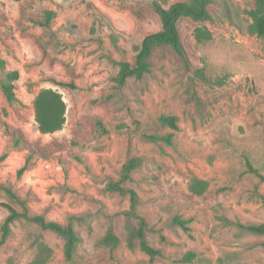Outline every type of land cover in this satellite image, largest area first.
Instances as JSON below:
<instances>
[{
    "label": "rangeland",
    "instance_id": "1",
    "mask_svg": "<svg viewBox=\"0 0 264 264\" xmlns=\"http://www.w3.org/2000/svg\"><path fill=\"white\" fill-rule=\"evenodd\" d=\"M176 1L186 0H0V59L19 72L17 101L0 86V238L10 209L23 212L14 197L80 236L66 259L60 236L17 216L0 264H32L40 243L51 249L42 264H264V234L241 226L264 222V35L250 16L264 1L207 0L208 18L177 21L187 65L154 45L149 70L120 85L119 62L134 63L142 38L161 29L155 5ZM42 88L65 102L52 133L35 121ZM132 158L121 185L137 192L161 255L140 249L129 195L107 188ZM109 228L115 246L100 243Z\"/></svg>",
    "mask_w": 264,
    "mask_h": 264
},
{
    "label": "trees",
    "instance_id": "2",
    "mask_svg": "<svg viewBox=\"0 0 264 264\" xmlns=\"http://www.w3.org/2000/svg\"><path fill=\"white\" fill-rule=\"evenodd\" d=\"M264 1V0H263ZM207 0H186L176 1L171 3L168 8H164L158 4L155 5V9L160 16L161 29L159 31L145 35L137 49L134 63H130L126 60L119 62V70L115 80L123 85L126 82L127 77L135 75L137 77L142 76L150 68L149 55L154 45L168 44L172 50L182 59L184 64H188V58L185 48L180 40L177 21L181 16H188L195 20H203L208 18V11L206 8ZM250 16L252 18L251 28L257 35H264V2L261 3L258 9L251 10ZM209 33L197 30L196 38L201 41L209 38ZM0 70L4 72L3 80L1 81V90L8 102L17 101V97L14 93L13 80L19 77L18 70H6L3 69V59H0ZM35 121L40 133H52L62 128L65 121V102L59 92L52 88H42L35 95L34 101ZM174 116H163L161 120L167 122L171 126H176L174 123ZM153 138H161L169 141V137L156 135ZM136 158L126 161L121 168L120 179L116 182L109 183L107 188L112 191H117L121 194H127L130 198V209L125 211L127 215L136 216L139 220L138 228L134 231L135 237L139 239L140 249L153 257L161 255V250L150 245L144 235L146 227V221L144 217L137 215L135 207L139 202V196L137 192L132 189L121 185V182L128 179L130 171L136 167ZM23 168L19 171L21 172ZM8 193L11 192L8 190ZM16 200L20 202L23 208V212H18L14 208L10 209V213L6 216L5 221L2 224V235L0 243L4 242L6 237L10 233L9 223L17 216H23L40 226L43 230H50L60 236L63 241V253L66 259L72 258L75 249L80 241V236L74 230L71 223L65 225L54 221L46 220L41 215L29 216L26 211L25 202L21 201L17 197ZM177 221V219H175ZM179 222V221H178ZM243 228L251 233L264 234V222L258 224L241 225ZM118 237L113 233L111 228L107 230L104 236L101 237L100 243L111 244L115 246L118 243ZM264 247V240L261 242ZM51 249L44 243L38 245V252L34 257L32 264H42L46 256ZM193 253L188 252L183 256V260L189 261L192 259Z\"/></svg>",
    "mask_w": 264,
    "mask_h": 264
}]
</instances>
